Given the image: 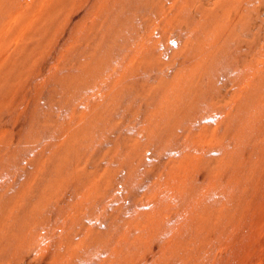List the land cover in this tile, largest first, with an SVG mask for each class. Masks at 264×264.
<instances>
[{"label": "rangeland", "instance_id": "1", "mask_svg": "<svg viewBox=\"0 0 264 264\" xmlns=\"http://www.w3.org/2000/svg\"><path fill=\"white\" fill-rule=\"evenodd\" d=\"M0 264H264V0H0Z\"/></svg>", "mask_w": 264, "mask_h": 264}]
</instances>
